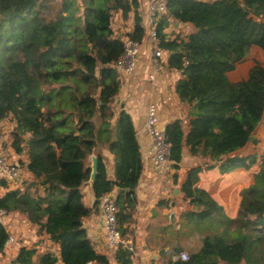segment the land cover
Wrapping results in <instances>:
<instances>
[{"label": "trees", "instance_id": "obj_1", "mask_svg": "<svg viewBox=\"0 0 264 264\" xmlns=\"http://www.w3.org/2000/svg\"><path fill=\"white\" fill-rule=\"evenodd\" d=\"M55 1L56 12L46 18L39 8L47 0H0V121L11 116L18 129L30 133L26 168L35 178L31 185L43 189L41 196L30 189L10 190L0 198V208L40 226L59 245L61 264H108L81 223L90 214L81 193L91 171L88 158L99 146L114 156L110 180L97 155L91 192L97 205L103 194L117 189L121 235L135 207L142 170L131 117L125 110L115 116L111 106L120 88L115 64L124 53L122 39L111 29L112 13L120 11L126 19L133 11L130 39L141 43L145 33L137 0ZM169 18L190 23L194 31L185 39H167L163 31ZM156 34L157 47L168 53V68L182 76L175 85L177 97L189 106L186 132L179 119L164 128L173 169L179 168L183 145L191 155L217 163L221 173L259 164L253 183L240 192L233 219L197 187L204 167L187 171L180 190L194 209L184 214L186 221L209 219L207 226L221 230L202 237L187 260L168 264H264V157L258 162L255 154H234L254 141L253 132L264 124V65L255 63L246 79H229L251 49L264 53V0H169ZM20 142L13 141L16 153L22 151ZM7 238L0 225V253ZM180 252L177 248L173 255ZM34 256L37 264L58 261L51 252L38 255L21 247L12 264H33ZM131 257L125 247L117 248L118 264H131Z\"/></svg>", "mask_w": 264, "mask_h": 264}, {"label": "crops", "instance_id": "obj_2", "mask_svg": "<svg viewBox=\"0 0 264 264\" xmlns=\"http://www.w3.org/2000/svg\"><path fill=\"white\" fill-rule=\"evenodd\" d=\"M137 2L138 14L145 35L140 45L139 58L134 71L128 74L122 70H116L120 88L111 105L115 116L121 110H125L130 115L142 160L141 174L134 190L135 207L130 214L129 221L124 224L126 232L121 236L124 241L132 243L131 264H168L174 256L175 249L179 248L187 254L198 251L201 238L214 233L217 227L215 225L209 227L205 223V228L201 229L199 227L201 224L186 221L184 214L194 209L185 200L180 190L187 171L197 166L204 167L198 174L197 187L205 190L223 208L224 214L233 219L237 215L241 199L240 192L253 183V176L258 172V167L253 165L249 169L236 168L227 173H221L217 163L191 155L185 145L182 146L181 162L177 170L173 169L172 164L168 171L157 169L150 158L144 155V150L150 141L144 127L148 105L155 103L158 106L163 128L170 122L179 119L183 123L184 132L188 130L189 106L179 101L177 97L175 85L182 76L178 71L168 68V53L166 51L162 50L163 70L157 73L153 82L149 81L153 44L148 39V0H137ZM133 27V11L128 13L126 19H123L120 11L112 13L111 29L115 37L121 39L127 37ZM193 31L194 27L190 23H180L169 18L168 25L163 32L167 39L177 37L185 39ZM229 79L231 80V78ZM9 120L5 118L0 121V128L6 138H8L9 126L15 123ZM15 125L13 124V126ZM260 126L264 127V124H259L255 131ZM255 131L253 132L254 141H256ZM26 135V138H23L24 142L30 137L29 133ZM252 142H248L234 154L247 156L245 150ZM23 145L20 153H16L13 148L11 152L12 161L19 170L20 191H24L27 189V185L35 182V178L26 168L28 156ZM92 155L102 157L107 176L113 180L114 156L109 149L99 146ZM88 163L90 165L89 159ZM206 165L211 167L207 169ZM25 183H27L26 186ZM33 186L37 190L36 193L40 196L43 195V189L40 186ZM28 189L32 190V185ZM10 190L12 189L0 185V198ZM112 192L116 195L117 189L114 188ZM81 193L84 205L90 209V214L83 217L81 223L94 251L105 257L108 264H118L115 258L117 249H110L106 243L100 207L99 204L95 205L91 186L87 182L83 185ZM217 229L221 230V227L218 226ZM7 230L14 236L16 243L4 247L0 253V264H12L21 247L35 249L38 255L51 252L58 258L56 264H61L59 245L53 243L48 235L40 229V226L28 222L23 214L9 213ZM36 256L33 257V264H37Z\"/></svg>", "mask_w": 264, "mask_h": 264}, {"label": "built area", "instance_id": "obj_3", "mask_svg": "<svg viewBox=\"0 0 264 264\" xmlns=\"http://www.w3.org/2000/svg\"><path fill=\"white\" fill-rule=\"evenodd\" d=\"M169 0H148V39L152 42V56H151V71L148 75L150 82L156 79L158 72L164 68L161 61L163 51L157 47L156 25L159 18L166 14L167 4ZM124 46V53L121 59L115 64V69L122 70L125 73L131 74L138 62L139 49L141 43L125 37L122 39ZM148 132L150 141L149 145L144 150V155H147L157 169L168 171L171 164L170 160L171 145L167 140L164 128L161 125L158 106L155 103L148 105L146 109V120L144 124ZM12 147L7 143V138L0 128V182L5 183V187L12 190L20 188L19 170L11 158ZM99 207L102 216V224L104 236L108 247L112 250L123 246L129 251H133V246L130 241H124L119 228L116 205V195L113 192L103 194L99 199ZM8 212L0 208V225H2L8 235L5 246L16 243L13 235L8 233ZM4 246V247H5ZM187 260L188 254L181 251L179 254L173 256L172 260ZM85 264H103L98 261H88Z\"/></svg>", "mask_w": 264, "mask_h": 264}, {"label": "rangeland", "instance_id": "obj_4", "mask_svg": "<svg viewBox=\"0 0 264 264\" xmlns=\"http://www.w3.org/2000/svg\"><path fill=\"white\" fill-rule=\"evenodd\" d=\"M48 2L45 4V7L43 9L39 8L42 16L46 18H50L51 16L54 15L57 9V1L55 0H47ZM255 63H259L261 65H264V53L261 52L257 48L251 49L243 58V60L237 64L236 68L229 73V78H231L232 81H239L241 79H246L248 76V72L252 66H254ZM10 119V120H9ZM7 120L10 122H14L12 120V117L9 116L7 117ZM9 126V131L7 132L8 138H7V143L12 147L14 139L18 138L21 139L20 146L23 144V148H25V142L23 138H26V133L28 132H23L20 129L17 128V126ZM30 134V133H29ZM254 137L256 141H253L252 143L249 144L248 148L245 150L247 152L246 155H251L255 154L257 157L258 162L264 157V127L260 126L254 133ZM13 148V147H12ZM254 166L258 167L259 170V164H255ZM27 183H25V186ZM31 185H27V189L30 188ZM36 188L32 185V190L31 192H34L35 194L39 195L36 193L37 190ZM210 220H206L204 223H202L199 227L201 229L205 228V223H208ZM5 264V263H4Z\"/></svg>", "mask_w": 264, "mask_h": 264}, {"label": "water", "instance_id": "obj_5", "mask_svg": "<svg viewBox=\"0 0 264 264\" xmlns=\"http://www.w3.org/2000/svg\"><path fill=\"white\" fill-rule=\"evenodd\" d=\"M89 161H90V175H89V179L87 181V183L92 186L94 180H95V177H96V173H97V164H98V161H97V156H94V155H90L89 156ZM126 191V190H125Z\"/></svg>", "mask_w": 264, "mask_h": 264}]
</instances>
